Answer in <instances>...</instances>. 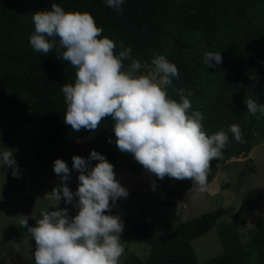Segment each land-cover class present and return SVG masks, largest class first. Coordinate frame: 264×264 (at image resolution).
<instances>
[{
	"label": "trees",
	"instance_id": "trees-1",
	"mask_svg": "<svg viewBox=\"0 0 264 264\" xmlns=\"http://www.w3.org/2000/svg\"><path fill=\"white\" fill-rule=\"evenodd\" d=\"M53 3L65 11L90 13L103 29L101 38L116 44L115 54L123 42L142 67L154 68L151 60L157 54L176 65L179 76L166 89L169 98L180 102L173 87L184 89L185 95L191 92L189 115L200 111L207 134L224 131L229 136L222 158L211 162L207 182L219 164L247 155L256 138L264 140V115L249 113L245 103L253 99L264 105V0H123L120 11L109 8L105 0H0V117L5 119L0 140L13 152L15 161L17 133L34 123L33 154L50 175L56 174V159L70 169L76 156L70 141L78 137L91 140L114 171H141L142 165L132 154L117 148L111 117L103 119L95 131L74 132L64 123L67 106L62 86L74 83L76 69L59 55L58 38L57 47L47 54L35 52L29 41L35 30L33 14L51 10ZM208 52H219L222 62L207 66L204 56ZM123 63L127 67L130 62ZM232 124L239 125L246 143L235 141L229 131ZM4 172L9 182L12 168L5 166ZM156 185L166 199L181 197L193 187L190 180L167 176L163 180L157 177ZM262 197L258 194L243 201L230 212L227 222L217 225L222 252L204 262L195 260L190 241L204 235L226 214L224 208L203 212L155 235L148 233L144 221L119 212L118 199L105 214L119 216L123 226L149 247L144 258L127 252L120 264H264V223L256 221L244 243L239 232L244 214ZM76 214L74 206L69 215Z\"/></svg>",
	"mask_w": 264,
	"mask_h": 264
},
{
	"label": "clouds",
	"instance_id": "clouds-1",
	"mask_svg": "<svg viewBox=\"0 0 264 264\" xmlns=\"http://www.w3.org/2000/svg\"><path fill=\"white\" fill-rule=\"evenodd\" d=\"M109 8L120 11L123 0H105ZM34 33L29 37L37 53H49L54 47L64 61L76 69L74 83L64 84L66 103L64 123L74 132L81 129L95 131L108 117L113 121L115 144L130 153L143 168L163 180H190L196 191H209L207 176L212 160L222 158L229 136L224 131L207 134L201 123L200 111L192 112L184 89L173 91L180 102L168 96L167 88L178 78L176 65L163 55L151 60L154 71L137 74L142 65L132 57L131 48L116 44L108 37L101 38L102 28L88 12L65 11L53 3L51 10L33 14ZM130 63L125 67L124 61ZM222 62L220 53L208 52L204 63ZM247 111L264 115V105L253 99L245 100ZM259 119V116L257 117ZM229 131L238 143H246L238 124ZM111 142V140L109 141ZM73 168L79 171V186L73 193L66 183L52 190L53 196L66 203L78 197V214L69 215L67 208L42 210L35 226L28 225V217L21 215L20 226L35 241V264H120L124 253L120 234L123 222L110 212L118 198H126L128 191L115 179L114 166L93 150L87 161L73 156ZM98 161L94 166L90 161ZM0 163L17 175L13 152L0 153ZM54 172L62 181L70 179L69 168L61 159L54 161ZM111 201V204H110Z\"/></svg>",
	"mask_w": 264,
	"mask_h": 264
},
{
	"label": "rangeland",
	"instance_id": "rangeland-1",
	"mask_svg": "<svg viewBox=\"0 0 264 264\" xmlns=\"http://www.w3.org/2000/svg\"><path fill=\"white\" fill-rule=\"evenodd\" d=\"M154 68L143 66L139 74H149ZM138 74V75H139ZM5 119L0 117V128ZM36 128L30 123L16 136V172L9 182L5 179V166L0 163V264H35V241L25 228L20 226L21 215L28 217V225L35 226L36 219L42 218V210L67 208L69 213L74 210L78 197L68 204L53 196L52 190L62 183L75 193L79 186V171L71 165L70 179L62 181L61 176L50 175L40 168L33 149L36 144ZM70 147L86 159L95 150L94 143L78 137L70 141ZM7 150L0 140V153ZM108 154H106V157ZM98 161L92 160L94 166ZM41 169V170H40ZM115 179L128 191L126 198H118L117 209L124 215H130L145 222L148 233L155 235L175 226L178 222L193 218L203 212L221 207L226 214L217 218L204 235L190 241L197 262L219 255L222 246L216 227L229 220V214L240 203L255 195L263 197L257 205L244 214L243 225L240 227V240L246 241L247 231L256 222L264 223V140L258 138L245 156L231 157L217 166L214 177L208 182L209 191L200 193L194 187L189 188L181 197L166 199L157 192L156 176L148 173L143 166L139 174L125 170H117ZM124 253H134L144 258L148 245L139 241L123 226L120 234Z\"/></svg>",
	"mask_w": 264,
	"mask_h": 264
}]
</instances>
